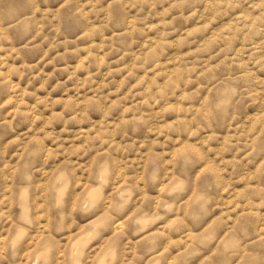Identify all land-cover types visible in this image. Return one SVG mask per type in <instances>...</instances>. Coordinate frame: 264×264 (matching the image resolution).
I'll return each instance as SVG.
<instances>
[{
	"label": "clouds",
	"instance_id": "clouds-1",
	"mask_svg": "<svg viewBox=\"0 0 264 264\" xmlns=\"http://www.w3.org/2000/svg\"><path fill=\"white\" fill-rule=\"evenodd\" d=\"M0 264H264V0H0Z\"/></svg>",
	"mask_w": 264,
	"mask_h": 264
}]
</instances>
